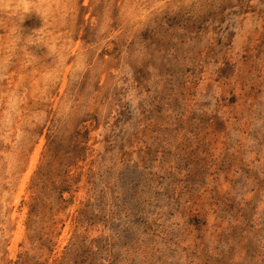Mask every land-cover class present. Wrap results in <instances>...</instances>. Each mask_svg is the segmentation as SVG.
Segmentation results:
<instances>
[{"label":"rangeland","instance_id":"rangeland-1","mask_svg":"<svg viewBox=\"0 0 264 264\" xmlns=\"http://www.w3.org/2000/svg\"><path fill=\"white\" fill-rule=\"evenodd\" d=\"M0 264H264V0H0Z\"/></svg>","mask_w":264,"mask_h":264}]
</instances>
